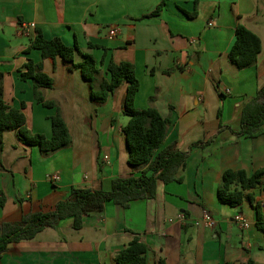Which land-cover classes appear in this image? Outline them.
<instances>
[{
	"label": "crops",
	"instance_id": "obj_1",
	"mask_svg": "<svg viewBox=\"0 0 264 264\" xmlns=\"http://www.w3.org/2000/svg\"><path fill=\"white\" fill-rule=\"evenodd\" d=\"M161 1L0 0L5 101L17 109L25 103L27 127L52 137L57 108L40 104L33 81L20 75L28 58L43 61L44 72L54 79L44 97L60 106L72 135L70 146L45 155L39 146L24 144L17 131L4 133L0 224L50 211L74 187L110 190L114 178L141 172L128 163L122 133L129 121L124 114L127 84L105 103L94 102L79 69L60 57L55 63L43 60L39 50L25 53L39 31L94 55L101 69L95 89L103 78L110 79V61L134 64L140 81L135 106L146 109L154 97L153 105L171 120L165 146L190 151L180 173L183 182H159L155 198L127 208L107 202L102 212L84 218L81 229H75L73 218L62 220L31 240L12 243L0 264H117L118 252L136 236L149 247L148 264L161 259L166 264H264V233L256 227V206L264 214V175L246 192L253 202L246 198L240 207H231L217 198L226 170L252 175L264 169V125L255 137L241 136V127L234 128L245 104L264 85V0H167L159 15L146 17ZM195 11V17L189 16ZM238 25L259 35L263 45L257 63L246 69L229 59ZM113 27L119 33L111 38ZM82 60L77 53L75 63ZM53 174L60 176L57 182L51 181ZM205 212L215 219L214 227L196 224ZM238 214L249 227L235 221Z\"/></svg>",
	"mask_w": 264,
	"mask_h": 264
},
{
	"label": "trees",
	"instance_id": "obj_2",
	"mask_svg": "<svg viewBox=\"0 0 264 264\" xmlns=\"http://www.w3.org/2000/svg\"><path fill=\"white\" fill-rule=\"evenodd\" d=\"M166 1L162 0L157 8L146 17L159 15ZM189 16L195 17L196 11ZM91 47L99 48L100 46L91 45ZM262 49L260 36L246 26L238 25L229 59L237 68L246 69L257 63ZM32 50L41 51L43 60L51 59L55 63L60 57L71 68L79 69L83 78L91 85V99L99 104L105 103L111 94L127 84L124 114L129 117V121L122 128V133L127 142L128 163L133 169H139L141 172L128 177L114 178L110 190L74 187L65 200L59 202L54 209L48 212H31L24 214L20 221L2 222L0 224V257L9 250L12 243L31 240L46 228L55 227L62 220L73 218L75 229H81L84 218L90 214L102 212L107 202H114L127 208L133 201L155 198L159 182L169 184L184 181L180 173L185 169L190 156V151H181L174 144L165 146L171 120L164 118L153 105L154 97L150 98L151 106L146 109H138L135 106L140 81L134 64L110 61L107 67L110 79L103 78L99 88L95 89L93 84L100 75L101 69L98 68L94 55L83 53L77 44L68 46L59 37L47 39L39 31L25 53L29 54ZM77 53L83 57L80 63H75ZM20 75L23 80L33 81L34 97L40 104L49 108H57V114L51 117L53 134L51 138H48L45 134L33 133L27 127L26 116L23 112L26 107L25 103L21 109L7 104L4 98V75L0 73V170L4 169L2 163L3 138L7 131H17L24 144L39 146L45 155L53 154L72 143V135L60 106L44 97V89L53 88L54 79L44 72L43 61L35 62L32 58H28ZM240 122L239 135L246 137L258 135V130L264 125V85L258 89L257 95L243 107ZM208 143L210 140L197 143V145ZM263 175L264 169L252 175L245 170H226L217 188L219 202L231 207H240L246 198L253 202L252 196L246 192L261 184ZM0 203L1 205L5 203L2 192ZM256 209V227L264 233V214L258 206ZM148 251V245L136 236L126 248L118 252L116 263L148 264ZM158 264H166V262L161 259ZM247 264H254V262L250 260Z\"/></svg>",
	"mask_w": 264,
	"mask_h": 264
},
{
	"label": "built area",
	"instance_id": "obj_3",
	"mask_svg": "<svg viewBox=\"0 0 264 264\" xmlns=\"http://www.w3.org/2000/svg\"><path fill=\"white\" fill-rule=\"evenodd\" d=\"M25 27V25H22ZM30 27H35V24H30ZM119 33V28L118 27H113L110 29L109 36L111 38L116 37ZM107 158V157H106ZM60 179V176L57 174L51 175V181L57 182ZM235 221L242 227H249L248 221L245 219V217L242 214H238L235 216ZM201 222H205L207 225L214 227L216 225L215 219L212 217V215L208 212H205L202 220H198L196 224H200Z\"/></svg>",
	"mask_w": 264,
	"mask_h": 264
},
{
	"label": "rangeland",
	"instance_id": "obj_4",
	"mask_svg": "<svg viewBox=\"0 0 264 264\" xmlns=\"http://www.w3.org/2000/svg\"><path fill=\"white\" fill-rule=\"evenodd\" d=\"M241 127V123L238 121V122H235L234 123V128L238 129ZM239 234H243L244 232L242 230H237Z\"/></svg>",
	"mask_w": 264,
	"mask_h": 264
}]
</instances>
